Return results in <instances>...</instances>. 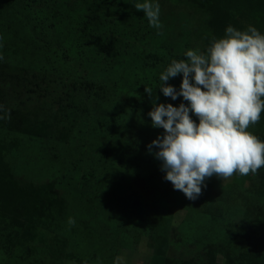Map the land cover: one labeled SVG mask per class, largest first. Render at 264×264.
<instances>
[{"label":"rangeland","instance_id":"obj_1","mask_svg":"<svg viewBox=\"0 0 264 264\" xmlns=\"http://www.w3.org/2000/svg\"><path fill=\"white\" fill-rule=\"evenodd\" d=\"M136 2L142 0H0V56L76 88L93 81L103 86L100 102H105L85 105L86 119L67 136H18L19 146L5 154L16 175L54 182L66 206L63 217L40 229L35 241L12 248L11 254L0 248V264H48L45 245L53 240H64L73 256L62 264H77L76 258L87 264H153L151 237H164L161 233L166 234L168 260L180 262L196 238H226V224L230 242L236 234L238 246L253 241L264 254V226L250 222L236 233L246 204L264 215V194L255 190L257 174L224 180L213 176L205 180L202 194L189 200L165 179L158 149L149 151L164 134L152 126L154 105L187 104L183 97H165L159 88L160 74L173 59L199 50L191 35L198 28L196 19L188 26L182 17L202 16L182 0H154L162 24L156 29L136 10ZM182 78L179 74L167 84L179 91ZM247 130L256 132L252 125ZM206 208L220 210L219 222L202 215ZM208 243L200 241L197 247ZM217 263L223 264L221 255Z\"/></svg>","mask_w":264,"mask_h":264},{"label":"trees","instance_id":"obj_2","mask_svg":"<svg viewBox=\"0 0 264 264\" xmlns=\"http://www.w3.org/2000/svg\"><path fill=\"white\" fill-rule=\"evenodd\" d=\"M182 1L191 8L199 9L201 13L202 18L194 17L192 13L191 16L182 17L188 26L193 25L192 19H196L198 28L191 31V35L197 38L200 52H206L213 38H222L229 25L237 30H246L251 25L264 34V0ZM79 85L80 87L76 88L72 84L63 83L62 80L59 82L47 72L32 71L12 64L0 56V248L5 254H11L12 248H23L27 242L35 241L39 237L40 229H47L51 222L63 217L66 206L65 198L54 182L35 183L16 175L5 161V154L19 146L18 136L36 139L54 137L52 133L67 136L86 119L85 105L98 107L105 104L100 102L101 95L104 94L102 85H96L89 80ZM43 101L45 105L39 107V103ZM54 106L57 109H54ZM192 118L199 122L195 115ZM252 126L256 131L254 135L264 141V112L261 113L260 121ZM237 175L239 174H234ZM257 175L255 190L261 196L264 194V167L258 170ZM261 213L259 207L255 205L243 206L244 223H241L242 226L236 233H243L242 227H248L250 222L256 227L264 226V221H261V216L264 215ZM220 214V210L213 208H206L202 212V215L208 216L214 223L219 222ZM227 226L226 224V238L223 234L220 241L211 239L219 236L208 234V237L200 236L190 242L188 245L190 254L180 262L168 260L165 233H161L164 237H151L153 264H218L219 255L223 258V264H264V254L256 249L255 242L250 241L238 246L234 242L236 234H233L230 242L228 237L230 230ZM159 230L166 232L161 226ZM245 239L243 237V241L246 242ZM200 241L209 243L197 247ZM251 243L252 246L249 247ZM237 248L239 251L233 254ZM45 249V254L49 257L48 264H62L64 259L73 258L72 254L66 251L64 240L50 241L45 245ZM76 262L87 264L84 258H76Z\"/></svg>","mask_w":264,"mask_h":264},{"label":"clouds","instance_id":"obj_3","mask_svg":"<svg viewBox=\"0 0 264 264\" xmlns=\"http://www.w3.org/2000/svg\"><path fill=\"white\" fill-rule=\"evenodd\" d=\"M134 7L150 27L162 28L159 3L142 0ZM184 55L160 74L159 88L165 97H183L187 104L154 105L152 126L164 134L148 147L158 149L156 158L174 190L195 200L208 178L255 175L264 167V141L247 130L264 112V34L251 25L246 30L229 25L206 52L189 49ZM179 74L177 91L167 81ZM145 92L153 95L150 87ZM68 224L74 226L75 220L69 217Z\"/></svg>","mask_w":264,"mask_h":264}]
</instances>
